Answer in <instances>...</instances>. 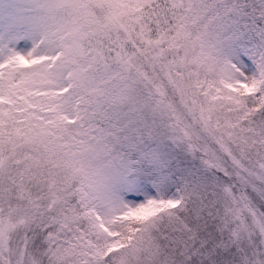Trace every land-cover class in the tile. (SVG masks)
I'll return each mask as SVG.
<instances>
[{
    "label": "snow or ice",
    "instance_id": "snow-or-ice-1",
    "mask_svg": "<svg viewBox=\"0 0 264 264\" xmlns=\"http://www.w3.org/2000/svg\"><path fill=\"white\" fill-rule=\"evenodd\" d=\"M0 264H264V0H0Z\"/></svg>",
    "mask_w": 264,
    "mask_h": 264
}]
</instances>
